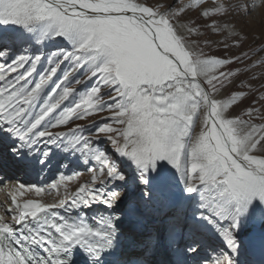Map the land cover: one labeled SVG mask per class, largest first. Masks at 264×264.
Listing matches in <instances>:
<instances>
[{
    "label": "snow or ice",
    "instance_id": "snow-or-ice-1",
    "mask_svg": "<svg viewBox=\"0 0 264 264\" xmlns=\"http://www.w3.org/2000/svg\"><path fill=\"white\" fill-rule=\"evenodd\" d=\"M260 7L0 0V160L54 171L60 197L21 201L45 186H12L0 264H244L248 244L264 251V42L245 49ZM70 166L90 174L75 190ZM159 212L154 234L145 218Z\"/></svg>",
    "mask_w": 264,
    "mask_h": 264
},
{
    "label": "rangeland",
    "instance_id": "rangeland-1",
    "mask_svg": "<svg viewBox=\"0 0 264 264\" xmlns=\"http://www.w3.org/2000/svg\"><path fill=\"white\" fill-rule=\"evenodd\" d=\"M150 2L153 5L156 4H162V5H167L168 3L171 2V0H150ZM185 3H188L189 0H184ZM257 3L261 4V7L257 9L256 14L254 15V17L252 18L254 21L253 24V28H252V33H251V37L249 39V42L247 44H245V49L251 47V48H257L258 46L261 45L262 42H264V34H262L261 32V27H260V21H261V14H259V11L262 9L264 11V3H261V0H257ZM189 17L192 19H196L195 13L194 12H190L188 14V17L182 19L181 21H179L180 23H189ZM203 30V29H202ZM205 52H208L209 54H219L218 50L216 49L215 46H213L212 48H205L204 49ZM261 57H264V53H260L259 56L254 57V59H259ZM233 67H236V65H233ZM256 75H260L262 72H264V68H257L254 70ZM251 75V73H249V76ZM245 77H241V79H244ZM249 83H251L253 85V92H256L257 89L260 88L261 86V81H251L249 80ZM239 84V80H237L236 84H234L231 88L228 89V92H231L233 90H235L236 86ZM79 87V86H78ZM81 91H83V89H80ZM245 103H247V101H245ZM101 115H108V113H102ZM99 119L98 116H93L90 119H86L84 121H77V123H90L91 120H96ZM66 129H57V131H63ZM199 129H197L198 131ZM24 168V167H23ZM27 168V167H26ZM25 172L19 171L20 173L17 174V178H14L15 181L17 182H25L26 181L24 179H20L22 176L26 177V176H30V173H35V171H38V167L34 168H29V169H25ZM35 170V171H34ZM70 170H78L82 173L81 176L74 178L72 181L69 182V188L70 190H75V188L80 184L85 182L86 180H88L90 178V174L87 172V170L85 168H75V166H70ZM34 171V172H33ZM41 173V172H40ZM27 174V175H26ZM36 174V173H35ZM56 178V174L54 171H49L47 169L44 170V172L41 173V177L40 178H36V180H33V184H37V185H44L45 188H47V185L49 184V181L51 179ZM43 179L44 181H42L40 184L37 182V180ZM11 184V182L9 183ZM2 186V185H1ZM11 186V185H10ZM5 187V185L3 186ZM10 190H7L5 192V195L7 197V199L9 198L8 196V192ZM61 194L63 193V188L60 189ZM25 195H29V193H26ZM45 195H47V200L48 201H52L55 199H59L60 197L57 195V193L55 191L49 192L46 190ZM10 200V198L8 199ZM8 203H10V201H6L3 203V205H7ZM163 224H164V215L162 217L161 220L157 221V222H152L149 225V230H151L154 234L157 232H160L163 230ZM247 231H248V226L245 225L244 231L241 233V239L244 240L246 242V244L249 241V237L247 235ZM257 234L259 233V228L257 227ZM210 243L213 244H219L220 241L218 240H211ZM253 244H248L244 255L242 257V259L244 260V264H254L253 259L251 258V249H252ZM255 247V246H254ZM162 254V253H161ZM163 258V256L161 257Z\"/></svg>",
    "mask_w": 264,
    "mask_h": 264
},
{
    "label": "bare ground",
    "instance_id": "bare-ground-1",
    "mask_svg": "<svg viewBox=\"0 0 264 264\" xmlns=\"http://www.w3.org/2000/svg\"><path fill=\"white\" fill-rule=\"evenodd\" d=\"M259 14H261V15H264V11L261 9L260 11H259ZM6 167H7V165H5ZM32 167V166H31ZM16 168H17V166H16ZM5 171L7 172V173H9V170L7 169V168H5ZM35 171V170H34ZM33 171V172H34ZM36 172V171H35ZM11 175L13 176L12 178L14 179L15 178V175L14 174H9L8 176H7V178L9 179V178H11ZM27 175V174H26ZM27 177V176H26ZM26 177H24V176H22L20 179H26V183H32L33 182V178L30 176V177H28V178H26ZM43 180V179H42ZM44 181V180H43ZM11 182V184H9ZM18 182L17 181H15V180H8V184H6L5 185V187H3V186H1L0 185V205H3V203L5 202V199H6V201H10V200H8L7 199V197H6V195H5V189L6 190H11V188H12V186L13 185H15V184H17ZM11 185V186H10ZM46 190H47V188H46ZM46 192V191H45ZM45 192L43 193V194H41V197H37L36 196V194L34 193V192H29V195H25V196H23V197H21L20 199H21V201L23 200V199H36V198H43L45 201H47V202H49V203H51V202H54V200H52V201H48L47 200V195H45ZM56 200V199H55ZM11 202V201H10ZM163 212H159V213H155V214H152V215H149V216H147L146 218H145V224L147 225V227H148V229H149V225L152 223V222H157V221H159V220H161L162 219V217H163ZM133 242L134 241H132V240H130V241H128V243H129V245H130V247H129V251H133L134 249L131 247V245L133 244ZM255 246V247H254ZM164 257V255H160L159 257H160V259H161V257ZM251 258L253 259V262H254V264H264V251H262L261 249H260V247L258 246V245H253L252 246V249H251ZM163 260V259H162Z\"/></svg>",
    "mask_w": 264,
    "mask_h": 264
}]
</instances>
